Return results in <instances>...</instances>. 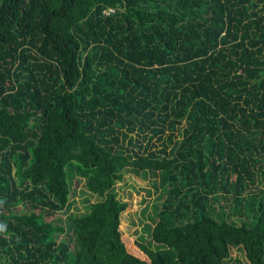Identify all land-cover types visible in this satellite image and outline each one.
Here are the masks:
<instances>
[{"label": "trees", "instance_id": "16d2710c", "mask_svg": "<svg viewBox=\"0 0 264 264\" xmlns=\"http://www.w3.org/2000/svg\"><path fill=\"white\" fill-rule=\"evenodd\" d=\"M260 3L0 0V264H264ZM128 171L162 190L135 241Z\"/></svg>", "mask_w": 264, "mask_h": 264}, {"label": "rangeland", "instance_id": "374dc122", "mask_svg": "<svg viewBox=\"0 0 264 264\" xmlns=\"http://www.w3.org/2000/svg\"><path fill=\"white\" fill-rule=\"evenodd\" d=\"M264 3H260L259 7L263 6ZM73 178H71V196L70 203L71 207L69 212L62 213V217L65 220L70 213H78L87 210L90 204L95 203L99 198L92 195L86 187V178L82 176L79 172L73 171L71 173ZM256 185L261 187V182L257 180ZM116 191L119 193L120 197L124 201H129L131 206L127 213L128 222L123 226L127 228L124 229V233L129 237L131 241L139 239L140 235H145L144 230L145 224H153L149 220V217L154 216L155 208L154 205L159 198H162V190L160 186V179L154 176L152 173H135L133 171H128L125 173L122 182L117 183L115 187ZM221 205H225L227 209V201L220 200ZM221 205H212V210L217 216L222 214ZM146 212L145 219L141 223L140 214L141 211ZM228 211V210H227ZM234 222L238 223L239 219L236 215L232 214ZM232 256L234 260L230 264H248L241 253L232 251ZM239 259L240 261H238Z\"/></svg>", "mask_w": 264, "mask_h": 264}, {"label": "built area", "instance_id": "2783aa9c", "mask_svg": "<svg viewBox=\"0 0 264 264\" xmlns=\"http://www.w3.org/2000/svg\"><path fill=\"white\" fill-rule=\"evenodd\" d=\"M111 12H114V10H113V9H108V10L105 12V14H108V13H111Z\"/></svg>", "mask_w": 264, "mask_h": 264}]
</instances>
